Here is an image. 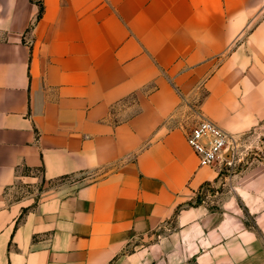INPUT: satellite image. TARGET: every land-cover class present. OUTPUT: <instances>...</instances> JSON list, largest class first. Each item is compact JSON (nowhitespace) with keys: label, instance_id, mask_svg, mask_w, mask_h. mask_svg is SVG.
Returning a JSON list of instances; mask_svg holds the SVG:
<instances>
[{"label":"crops","instance_id":"1","mask_svg":"<svg viewBox=\"0 0 264 264\" xmlns=\"http://www.w3.org/2000/svg\"><path fill=\"white\" fill-rule=\"evenodd\" d=\"M263 149L264 0H0V264H264Z\"/></svg>","mask_w":264,"mask_h":264},{"label":"built area","instance_id":"2","mask_svg":"<svg viewBox=\"0 0 264 264\" xmlns=\"http://www.w3.org/2000/svg\"><path fill=\"white\" fill-rule=\"evenodd\" d=\"M185 139L200 166L229 167L231 156L241 157L237 142L212 122L202 118L186 132Z\"/></svg>","mask_w":264,"mask_h":264},{"label":"rangeland","instance_id":"3","mask_svg":"<svg viewBox=\"0 0 264 264\" xmlns=\"http://www.w3.org/2000/svg\"><path fill=\"white\" fill-rule=\"evenodd\" d=\"M184 109H186V107ZM186 111H187V109H186ZM122 116L123 115H120V117H122ZM195 121H196L195 116H191V117L187 118L186 115H185V116H183V118H181L180 123H181V126L183 128L188 129L193 124H195ZM253 158H256V160H261V161L264 160V149L261 152H258L256 150H252V151L247 152V154L243 157L241 162L236 164L233 169L235 171H238V170H241V169L247 167L250 163H252L254 161ZM225 174H226V172L224 173V175ZM222 189H223V187H222V185L220 183L215 185V186L212 185V189H210L209 191H207L205 193V196H204L203 200H205V201L209 200L210 201V199H211L210 195H213V193H215V191L221 192ZM213 204H215V203H213Z\"/></svg>","mask_w":264,"mask_h":264},{"label":"trees","instance_id":"4","mask_svg":"<svg viewBox=\"0 0 264 264\" xmlns=\"http://www.w3.org/2000/svg\"><path fill=\"white\" fill-rule=\"evenodd\" d=\"M225 172H226V171L222 168V169L219 171V174H220V175H224ZM210 189H212V185H211V184H205V185H203V186L200 188L199 192H198V197H197L195 203H196V204H197V203H200V202L203 200V198H204V196H205V193H206L207 191H209Z\"/></svg>","mask_w":264,"mask_h":264}]
</instances>
